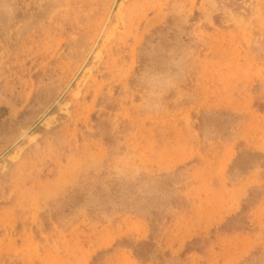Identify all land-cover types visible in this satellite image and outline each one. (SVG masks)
<instances>
[{
	"label": "rangeland",
	"instance_id": "rangeland-1",
	"mask_svg": "<svg viewBox=\"0 0 264 264\" xmlns=\"http://www.w3.org/2000/svg\"><path fill=\"white\" fill-rule=\"evenodd\" d=\"M114 1L0 0V264H264V0H118L78 73Z\"/></svg>",
	"mask_w": 264,
	"mask_h": 264
},
{
	"label": "trees",
	"instance_id": "trees-1",
	"mask_svg": "<svg viewBox=\"0 0 264 264\" xmlns=\"http://www.w3.org/2000/svg\"><path fill=\"white\" fill-rule=\"evenodd\" d=\"M135 185H137V183H135ZM135 185L131 184L121 186L120 184H118L112 186L108 193L105 191H99L96 193V195L107 208L118 206L119 204H130L127 199L129 198L128 192L130 190L132 191ZM74 197L76 198V200H80L83 198V195H75ZM68 205H70V203H68Z\"/></svg>",
	"mask_w": 264,
	"mask_h": 264
},
{
	"label": "bare ground",
	"instance_id": "bare-ground-1",
	"mask_svg": "<svg viewBox=\"0 0 264 264\" xmlns=\"http://www.w3.org/2000/svg\"><path fill=\"white\" fill-rule=\"evenodd\" d=\"M114 2H115V1H114ZM115 4H116V3H115ZM113 5H114V3H113ZM113 5H112V7H111L110 12H108V14H107V16H106L105 21L103 22V25H102V27H101V30H100L99 34H98V37H97L96 40H95V43H94L93 46H92V50L90 51L91 54H92V52L95 50L96 46L99 45L98 43H99L100 37H101V36L103 35V33L106 31V29H107V27H108V23H110L109 21H110L111 15H112L111 12H113L114 7H115V6L113 7ZM90 53H89V54H90ZM87 57H88V55H87ZM87 57H86V58H87ZM85 61H86V59L84 60V62H83L82 64L85 65Z\"/></svg>",
	"mask_w": 264,
	"mask_h": 264
},
{
	"label": "water",
	"instance_id": "water-1",
	"mask_svg": "<svg viewBox=\"0 0 264 264\" xmlns=\"http://www.w3.org/2000/svg\"><path fill=\"white\" fill-rule=\"evenodd\" d=\"M117 1L118 0H115V3H117ZM115 3H114V5H113V7L115 6ZM90 56H91V53L88 55V57L86 58V61H85V63L89 60V58H90ZM85 65L83 64L82 65V67L80 68V70L78 71V73L81 71V69L84 67ZM77 73V74H78ZM73 82V81H72ZM71 82V83H72ZM71 83L68 85V87L71 85ZM62 96V95H61ZM60 96V97H61ZM60 97L58 98V99H56V101L53 103V105L48 109V111H50L51 110V108L55 105V104H57L59 101H60ZM45 115V114H44ZM36 124V123H35ZM26 134H27V132L26 133H24V134H22L20 137H18L13 143H12V145L8 148V149H6V151H4L3 153H1L0 154V158L11 148V147H13L14 145H16L20 140H22L25 136H26Z\"/></svg>",
	"mask_w": 264,
	"mask_h": 264
}]
</instances>
